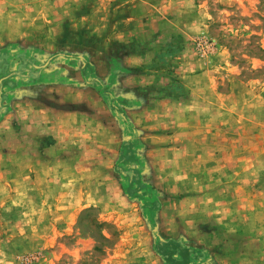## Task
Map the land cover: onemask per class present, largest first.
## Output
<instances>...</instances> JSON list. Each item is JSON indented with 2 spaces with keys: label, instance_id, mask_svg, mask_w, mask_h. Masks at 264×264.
<instances>
[{
  "label": "rangeland",
  "instance_id": "rangeland-1",
  "mask_svg": "<svg viewBox=\"0 0 264 264\" xmlns=\"http://www.w3.org/2000/svg\"><path fill=\"white\" fill-rule=\"evenodd\" d=\"M4 54L23 77L5 89L0 123L18 104L42 109L74 90L87 101L65 107L85 111L86 126L94 116L95 134L102 103L119 148L100 155L94 135H69L65 173L49 169L40 183L52 179L51 188H25L31 164L8 163L14 159L3 154L16 133L0 127V264H239L212 223L189 222L185 194L156 186L144 141L150 132L130 116H156L157 102L189 104L188 77L207 70L220 92L228 69L264 87V0H0ZM163 203L177 208L176 222L160 221ZM158 239L175 242L170 258L153 250ZM179 248L192 252L186 261Z\"/></svg>",
  "mask_w": 264,
  "mask_h": 264
},
{
  "label": "crops",
  "instance_id": "crops-1",
  "mask_svg": "<svg viewBox=\"0 0 264 264\" xmlns=\"http://www.w3.org/2000/svg\"><path fill=\"white\" fill-rule=\"evenodd\" d=\"M214 73L207 70L188 77L194 96L189 104L157 102L156 116L147 118L137 112L130 122L150 132L144 141L149 163L157 167L156 186L185 194L181 204L188 206L189 222L212 223L239 264H264V129L260 127L264 125V87L243 83L228 69L223 72L228 88L220 92L214 85ZM202 81L205 84L200 85ZM61 93L57 104H44L42 109L18 104L0 123L9 133H16L14 149L3 157L13 158L8 163L15 167L31 164L30 172L35 174L34 180L24 183L25 188L49 189L52 179L40 183L41 174L49 169L65 173L69 135H94L100 155H112L119 148V133L105 124L109 112L102 103L98 101V131L94 134V116L88 114L91 118L86 126L85 111L65 107L80 99L87 101V96L74 90ZM36 139L45 144L38 148ZM42 197L47 204L49 198ZM56 202L65 204L64 200ZM162 205L160 221L176 222L177 208Z\"/></svg>",
  "mask_w": 264,
  "mask_h": 264
},
{
  "label": "trees",
  "instance_id": "trees-1",
  "mask_svg": "<svg viewBox=\"0 0 264 264\" xmlns=\"http://www.w3.org/2000/svg\"><path fill=\"white\" fill-rule=\"evenodd\" d=\"M22 71L23 70L21 68L20 70H13L10 65V60L5 54L0 57V118L7 112V108L3 105V103L6 101L5 89L16 87L12 79L22 78ZM27 74V77L35 78V80H38L39 75L33 76V73L31 72H27ZM129 143L130 141L126 142L125 144L128 145ZM122 157L124 158L126 156L122 155ZM125 176L131 178L134 176V174L132 171H128L127 173H125ZM152 209L155 210V208L151 206V211ZM174 243L175 242L173 241H165L162 239H158V242L154 245L153 250L156 251V253H158L160 256H163L165 259H167L170 258V256H168V251L173 252ZM179 250L183 253L184 256L187 255L184 257V261H186V259L189 258V254L192 253L189 249L179 248Z\"/></svg>",
  "mask_w": 264,
  "mask_h": 264
}]
</instances>
